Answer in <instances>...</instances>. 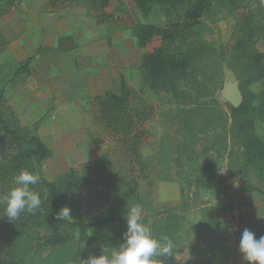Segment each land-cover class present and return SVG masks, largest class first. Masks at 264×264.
<instances>
[{"label": "rangeland", "instance_id": "374dc122", "mask_svg": "<svg viewBox=\"0 0 264 264\" xmlns=\"http://www.w3.org/2000/svg\"><path fill=\"white\" fill-rule=\"evenodd\" d=\"M204 2L199 23L170 45V52L179 49L191 59L185 77L176 82L186 98L152 88L138 71L130 74L131 107L152 111L143 124L141 165L131 146L96 120L99 107L94 99L77 97L64 99V109H79V102L91 120L79 122L68 115L57 120L63 127L58 136L51 131L44 139L50 156L36 168L55 183L59 207L71 209L72 221L92 223L108 214L124 216L126 208L139 203L153 236L173 242L171 256L158 257L164 264H247L238 251L242 230L264 236V0ZM60 3L54 7L50 0H0V115L10 114L24 137L36 134L40 120L20 124L22 113L9 107L6 93L13 104L21 88L9 84L23 73L30 74L39 53L46 54V64L79 69L78 56L65 55L79 47L62 34L69 19L76 33V19L86 17L106 36L117 34L132 50L129 57L135 66L140 55L161 45L154 36L139 48L137 27L168 23L159 4L145 15L134 0H110L104 9L93 7L89 0ZM41 20L47 22L42 28L46 44L31 40ZM29 56L27 70L11 78ZM231 85L243 98L239 110L225 97ZM31 93L27 90L24 95L29 98ZM232 206L239 207L241 214L237 231L226 224ZM112 231L109 223L93 226L87 234L103 248L117 247ZM77 237L72 232V240L57 248L23 237L19 261L81 264L80 259L97 255Z\"/></svg>", "mask_w": 264, "mask_h": 264}, {"label": "trees", "instance_id": "16d2710c", "mask_svg": "<svg viewBox=\"0 0 264 264\" xmlns=\"http://www.w3.org/2000/svg\"><path fill=\"white\" fill-rule=\"evenodd\" d=\"M69 0H50L52 6L65 4ZM110 0H89L90 5L104 9ZM205 0H134L138 9L146 15L154 5H161L166 13L168 23L165 27L152 24H142L137 27L136 45L145 48L154 36L161 40L160 47L144 52L139 66L142 78L152 88L168 89L175 98H186L177 88V81L185 77L191 59L179 49L170 52V45L180 40L189 29L199 23L205 7ZM183 11L179 10V7ZM37 53V52H36ZM32 57L18 66L12 72V77L27 70ZM132 88L128 86L123 76H120V88L117 93L106 92L96 96L99 113L96 120L102 122L112 136L122 143L130 145V150L139 164H142L139 145L146 131L143 124L152 117L148 108L133 109L130 105ZM242 105V104H241ZM240 105V106H241ZM239 107V106H238ZM235 108V110H239ZM32 150V153L29 151ZM50 156V149L35 133L24 137L11 128L0 117V195L13 187V177L21 170H27L38 175L40 181L31 186L42 199L41 208L35 214L21 213L15 222H9L6 217H0V264H21L18 257L20 241L31 239L39 244L61 247L72 240V232L78 235V241L92 246L99 255L103 249L100 242L87 234L93 226L112 224V240L118 245L122 242V233L126 230L123 216L108 214L92 223L84 221H67L57 219L60 209L56 195V185L46 180L38 171L37 166ZM3 215V205H0V216Z\"/></svg>", "mask_w": 264, "mask_h": 264}, {"label": "crops", "instance_id": "0c3cea01", "mask_svg": "<svg viewBox=\"0 0 264 264\" xmlns=\"http://www.w3.org/2000/svg\"><path fill=\"white\" fill-rule=\"evenodd\" d=\"M83 18L76 19L79 21L76 25L78 33H76L75 27L72 29L70 19L65 27H61L62 34L69 36L79 45L77 51L74 48L65 54L67 58L78 56L79 69L74 66H51L43 62L46 59L45 53L35 54L39 61L36 60V65L30 67V74L24 75L23 73L9 84L15 89L21 88L16 94L19 100L12 104L9 91L6 93L9 107L22 113V116H19L21 125H28L40 120L36 134L48 148V142L44 139L49 136L51 131H54V136H58L57 131L63 126L57 120H62L63 116H76L79 122L91 120L89 115L83 113L79 102L76 103L79 109L71 107L65 110L64 99L74 100L77 97L79 99H94L106 92L117 93L120 88V76H123L126 83L129 84L130 74L133 71L140 73L141 55L135 66L134 59L129 57L132 50L129 46H125L123 39H120L117 34L106 36L102 27L94 24L92 19ZM37 26V29L31 32V40L46 44L48 39L46 41L42 28L47 27V22L41 20ZM18 32H22V29ZM125 59L126 62H122ZM27 90L32 91L29 98L25 96ZM43 115L45 118L40 119ZM0 117L11 128L19 132L20 126L14 122L11 123L13 119L10 114L2 112Z\"/></svg>", "mask_w": 264, "mask_h": 264}, {"label": "clouds", "instance_id": "9594fccd", "mask_svg": "<svg viewBox=\"0 0 264 264\" xmlns=\"http://www.w3.org/2000/svg\"><path fill=\"white\" fill-rule=\"evenodd\" d=\"M39 181L38 175L27 170L16 174L13 177L14 186L0 195V205H3V215L0 217L15 222L21 213L35 214L41 208L42 199L31 186ZM143 211L139 203L126 208L123 216L126 230L122 233V242L117 247L103 248L99 255L80 259L81 264H164L158 257L171 256L173 242L167 237L158 239L153 236L151 228L144 223ZM56 218L71 222V209L62 206L56 213ZM238 251L247 264H264V236L257 238L254 232L244 228Z\"/></svg>", "mask_w": 264, "mask_h": 264}, {"label": "water", "instance_id": "95a60500", "mask_svg": "<svg viewBox=\"0 0 264 264\" xmlns=\"http://www.w3.org/2000/svg\"><path fill=\"white\" fill-rule=\"evenodd\" d=\"M225 97L235 107L240 106L243 101L239 90L234 85H231L226 89Z\"/></svg>", "mask_w": 264, "mask_h": 264}, {"label": "built area", "instance_id": "2783aa9c", "mask_svg": "<svg viewBox=\"0 0 264 264\" xmlns=\"http://www.w3.org/2000/svg\"><path fill=\"white\" fill-rule=\"evenodd\" d=\"M240 210L239 207L237 206H232L229 210L228 213V218H227V223L229 230L232 228L233 230L237 231L239 228V223H240Z\"/></svg>", "mask_w": 264, "mask_h": 264}]
</instances>
